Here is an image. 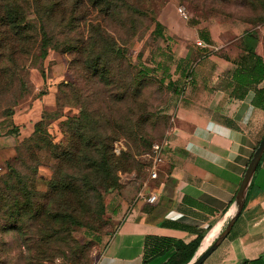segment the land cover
Instances as JSON below:
<instances>
[{
  "label": "rangeland",
  "instance_id": "rangeland-1",
  "mask_svg": "<svg viewBox=\"0 0 264 264\" xmlns=\"http://www.w3.org/2000/svg\"><path fill=\"white\" fill-rule=\"evenodd\" d=\"M16 1L31 25L29 36H13L12 57L9 33L0 32V132L33 102L38 115L15 126L17 149L0 159V264H93L116 226L117 199L147 178L150 144L165 138L182 89L173 67L188 70L195 58L188 50L179 60L191 41L175 31L197 19L253 27L264 20V0ZM101 113L112 136L103 143L93 134ZM100 146L111 155L113 185L92 163L85 177L77 171ZM57 181L65 187L53 189ZM28 202L50 216L28 217Z\"/></svg>",
  "mask_w": 264,
  "mask_h": 264
},
{
  "label": "crops",
  "instance_id": "crops-1",
  "mask_svg": "<svg viewBox=\"0 0 264 264\" xmlns=\"http://www.w3.org/2000/svg\"><path fill=\"white\" fill-rule=\"evenodd\" d=\"M185 24L187 31L175 32L191 46L180 56L189 50L195 58L188 70L183 65L172 70L173 85L182 89L171 110L162 162L155 178L147 175L140 184L128 186L127 200L117 199L119 205L111 212L116 226L93 264H140L145 236L186 243L201 231L192 258L207 238L209 243L220 232L234 210L243 170L264 130V108L252 103L253 86H262L264 79L249 82L242 59L250 33L253 52L264 63V20L253 27L202 19ZM169 29L167 35L173 33ZM196 38L208 47L192 44ZM182 56L179 60H184ZM35 105L12 113L3 123L5 129L16 126L19 131L21 123L38 115ZM21 137L17 131L0 132V159L13 154ZM150 193L155 194L151 202L146 200ZM173 252L171 246L146 264H160ZM201 264H264L263 150L239 213Z\"/></svg>",
  "mask_w": 264,
  "mask_h": 264
},
{
  "label": "trees",
  "instance_id": "trees-1",
  "mask_svg": "<svg viewBox=\"0 0 264 264\" xmlns=\"http://www.w3.org/2000/svg\"><path fill=\"white\" fill-rule=\"evenodd\" d=\"M38 7L40 10L41 9L40 6ZM49 9H50V6L46 4L45 7L41 11L44 12L45 15H48ZM1 11H3V13H1ZM21 14H22V6L20 10V5L17 3L16 0H0V26H1L0 32L2 31V33H5V32L7 33L8 31L9 36H10L8 39L9 41H11V44L9 43L11 50L9 51V54L7 55L8 57H12L13 54H15L14 53L15 50L13 48L14 46L12 44V41L14 40L13 36H17V37L18 36H29V34L24 33V31L26 29V26L31 25V24H28L27 22L22 23ZM4 37L5 35L2 34L0 38H4ZM253 41H254L253 36L250 33H248L245 36L246 53L244 56H242V59L244 62H246L245 68H246V77L248 81L256 84L262 79H264V63L262 62L261 58L253 52V48L251 45ZM200 47L205 48V46H200ZM253 88H254L253 90L254 94L252 96V103L257 106H260L261 108H264V84L259 87L253 86ZM98 116L100 117L94 123L96 124V126L93 130V134L95 135L96 139H98L101 143H103L104 140L109 141V139H111L112 137L111 135H109V132H108V130H111L110 127L109 129H107V132L105 130V127H107L108 125L109 118L108 116H103L102 118V113L99 114ZM12 128L14 130L15 126H12ZM13 130L11 129L10 132H15ZM98 140H96V142ZM17 146L18 145L15 146V150L17 149ZM69 152L70 151L68 149H64L62 151L61 157H63L64 154L68 155ZM108 156H111V155L108 154L107 147L106 148L105 147L102 148L101 146L100 148L96 147L94 151L91 150V152L87 150L86 161L83 164H79V166L77 167V171L81 172L82 175L85 177L86 174L89 173L88 172L89 166L92 163V165L95 168H99L100 170L103 171L104 173L103 178H109V182L113 185L115 184V179H114L115 176L110 174L112 171L111 170L112 168L110 167V163L107 160ZM53 178H58V177H56V174H55V177ZM250 183H251V180L249 181L248 187ZM51 185L53 189L55 190L60 187L64 188L65 181H57V183H51ZM245 198H246V194H245L244 200ZM35 205L30 202H28V205H26L27 208L29 209L28 217L39 218L42 215L43 218H45V217L50 216L49 210H45V209L39 210L38 208L35 207ZM201 237H202V232L200 231L196 234V236L192 240L184 243L179 239H171L168 237L145 236L144 252H143V256H142L140 264H146L151 259V257L157 254L163 253V251H165L171 246L174 247V252L171 253L160 264H184L193 255V252L196 249Z\"/></svg>",
  "mask_w": 264,
  "mask_h": 264
},
{
  "label": "water",
  "instance_id": "water-1",
  "mask_svg": "<svg viewBox=\"0 0 264 264\" xmlns=\"http://www.w3.org/2000/svg\"><path fill=\"white\" fill-rule=\"evenodd\" d=\"M263 148H264V130L257 144L253 148L251 155L243 170L240 182L238 184L237 190L233 198L234 210L232 214L230 215V217L228 218L227 222L220 230V232L203 249H201L195 256L190 258L185 264H201L202 261L205 259V257L216 247V245L226 235L230 225L234 221L235 217L237 216L243 205V201L249 181L251 180L252 173L256 167V164L259 160Z\"/></svg>",
  "mask_w": 264,
  "mask_h": 264
},
{
  "label": "built area",
  "instance_id": "built-area-1",
  "mask_svg": "<svg viewBox=\"0 0 264 264\" xmlns=\"http://www.w3.org/2000/svg\"><path fill=\"white\" fill-rule=\"evenodd\" d=\"M175 11L182 18L188 17L187 11L181 5H177L175 7ZM194 43L199 46L208 47L207 42H205L200 38H196L194 40ZM165 144H166V140L164 138L159 142H153L150 144L149 152L147 153L149 159L147 175L149 178H155L157 175L158 166L162 162V155H161L162 149L165 146ZM154 199H155V194L153 193L148 194L146 197V200L150 202L153 201ZM45 264H70V263L67 260L62 259L60 257H54L52 260L46 261Z\"/></svg>",
  "mask_w": 264,
  "mask_h": 264
},
{
  "label": "bare ground",
  "instance_id": "bare-ground-1",
  "mask_svg": "<svg viewBox=\"0 0 264 264\" xmlns=\"http://www.w3.org/2000/svg\"><path fill=\"white\" fill-rule=\"evenodd\" d=\"M208 238L204 241V244H203V247H202V249L208 244L207 242H208Z\"/></svg>",
  "mask_w": 264,
  "mask_h": 264
}]
</instances>
